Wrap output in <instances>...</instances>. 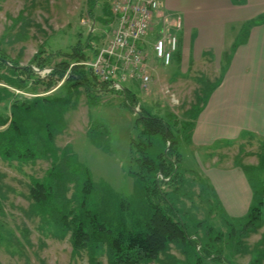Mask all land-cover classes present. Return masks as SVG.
<instances>
[{
  "label": "rangeland",
  "instance_id": "374dc122",
  "mask_svg": "<svg viewBox=\"0 0 264 264\" xmlns=\"http://www.w3.org/2000/svg\"><path fill=\"white\" fill-rule=\"evenodd\" d=\"M92 2L0 0V54L24 67L40 45L44 44L46 55L58 50L65 53L79 34L85 42L88 33L92 48L99 49L112 34V0ZM105 6L109 7L111 19L105 14ZM174 17L160 12L159 20L151 18L144 51L145 66L151 76L149 86L141 89L135 80L123 87L137 98L138 109L141 107L150 117L169 123L175 119L178 130L181 126L182 130H189L187 122L196 115L220 68L213 59L206 58V63L192 64L182 75L176 63L165 67L155 59V37L172 32ZM87 55L91 57L88 51ZM59 61L60 57L51 56V64ZM33 71L44 78L49 69L38 72L33 68ZM0 73L8 75L5 69ZM2 88L28 102L37 95L55 96L24 111L22 120V107L11 109L12 98ZM26 88L17 90L0 80V119L13 117L17 126L10 130H6L7 126L0 127V264H109L106 243L92 258L87 249L72 254L70 232L58 234L54 217L64 207L76 210L81 184L89 180L90 193L86 195L89 208L106 227L117 225L116 198L131 200L137 190L135 179L128 174L132 168L131 139L136 138L139 130L137 114L126 105L121 93L100 91L95 86L98 91L90 98L82 89L75 92L63 88L55 94L45 93L40 85L33 87L34 92L32 85ZM244 140L230 144L217 156V161L226 167L238 165L242 169L253 191L254 206L263 202L264 210V139ZM177 151L179 167L189 173L185 176L188 184L178 195L177 204L189 234L202 241L218 236L214 244L228 263L264 264V214L251 226L230 221L234 230L230 237V226L221 219L217 200L210 199L213 212L209 214L206 200L198 194L196 179L205 176L209 161L206 153L191 148L186 135L180 138ZM36 183L45 189L44 202L34 203L30 197ZM197 222L203 224L199 229L194 227ZM182 250L179 245H170L167 252L149 264L183 262Z\"/></svg>",
  "mask_w": 264,
  "mask_h": 264
},
{
  "label": "trees",
  "instance_id": "16d2710c",
  "mask_svg": "<svg viewBox=\"0 0 264 264\" xmlns=\"http://www.w3.org/2000/svg\"><path fill=\"white\" fill-rule=\"evenodd\" d=\"M90 1L95 2V0ZM233 1L236 3L235 0ZM104 10L111 19L109 7L105 6ZM261 20H264V16L256 22ZM253 24L255 23L251 22L248 26ZM68 49L65 53L58 50L54 54L46 55L45 46L42 44L29 61V65L24 67L0 54V71L5 69L8 72L7 76L0 73V80L17 90L27 89L28 84L32 85V92L35 91L33 87L39 85L44 86L45 93L51 91L58 93L63 88L65 91L75 92L82 89L87 98L92 97L98 89L115 92L107 85L98 82L91 71L82 64L96 55V49L91 45L90 33L87 34L85 42L80 39L79 34L76 42L69 45ZM87 51L91 57L87 55ZM51 56L60 57L61 61L51 64ZM33 68H36L38 72L49 69V72L41 78L33 71ZM94 86L98 89L96 90ZM2 91L12 98L11 109L22 107V120L24 111L31 110L37 102H45L55 96H38L33 93L37 96L28 102L20 100L6 88H2ZM117 93L124 96L126 105L131 110L137 106L138 100L129 90ZM195 116L191 118V121ZM136 125L139 130H137L136 138L131 139L132 168L129 169L128 174L135 179L137 190L136 195L130 198L131 200L116 198L117 225L113 228L106 227L99 216L89 208L86 195L90 193L91 183L85 180L79 190L76 210L72 211L64 207L59 209L54 217L57 233L64 235L70 232L74 255L87 249L92 258L102 251L106 243L109 264H149L157 260L162 253L167 252L170 245H179L183 248L185 260L179 262L180 264H206L207 262L231 264L226 262L221 250L214 244L219 237L214 236L213 239L208 238L207 241H202L196 235H190L186 220L177 208L178 195L188 184H185V176L189 174L179 167L180 155L177 150L180 138L189 135L192 123L187 122V126L190 125L189 130H182L183 126L180 127L181 130H178L175 119L169 123L163 119L152 118L147 111L139 107ZM4 126H7L6 130L16 128V120L13 117L10 120L1 118L0 127ZM167 145H169L168 149ZM196 181L199 185L198 194H202L206 200L210 214L213 212L210 199L216 201L214 192L204 178H197ZM44 191V187L38 183L32 187L30 197L34 203L46 201ZM262 204L263 202H260L259 206H254L252 198L248 212L243 218L229 219L221 208L220 217L228 226L233 225L235 221L237 225L242 224L243 227L251 226L264 214V210L261 209ZM202 226L201 222L194 225L196 228ZM229 229L231 237L234 230L232 226ZM209 233L210 230H206V234L209 235Z\"/></svg>",
  "mask_w": 264,
  "mask_h": 264
},
{
  "label": "crops",
  "instance_id": "0c3cea01",
  "mask_svg": "<svg viewBox=\"0 0 264 264\" xmlns=\"http://www.w3.org/2000/svg\"><path fill=\"white\" fill-rule=\"evenodd\" d=\"M235 1L161 0L162 8L153 14L157 20L160 12L180 18L182 28L172 32L177 47L170 65L176 63L182 75L206 58L219 65L191 121L187 144L206 153L204 179L229 219L247 214L253 191L238 165L223 166L217 156L247 137L264 139V20L256 22L264 16V0Z\"/></svg>",
  "mask_w": 264,
  "mask_h": 264
},
{
  "label": "built area",
  "instance_id": "2783aa9c",
  "mask_svg": "<svg viewBox=\"0 0 264 264\" xmlns=\"http://www.w3.org/2000/svg\"><path fill=\"white\" fill-rule=\"evenodd\" d=\"M110 5L114 24L111 37L96 50L93 59L82 64L98 82L111 90L120 91L124 89L123 84L135 80L140 83L141 89L147 88L151 76L145 66V35L153 14L163 4L161 0H112ZM171 26L174 29H171L172 32L180 29L178 16L174 17ZM172 32L158 36L160 38L153 44L155 58L165 67L170 65L177 47V38Z\"/></svg>",
  "mask_w": 264,
  "mask_h": 264
},
{
  "label": "water",
  "instance_id": "95a60500",
  "mask_svg": "<svg viewBox=\"0 0 264 264\" xmlns=\"http://www.w3.org/2000/svg\"><path fill=\"white\" fill-rule=\"evenodd\" d=\"M121 92H123L124 91V89H122L121 88V90H120ZM133 112L134 113H136V114H138L139 113V110L138 109H136V108H133ZM168 147H169V145H167V149H168ZM167 149L165 150V152L167 151Z\"/></svg>",
  "mask_w": 264,
  "mask_h": 264
}]
</instances>
